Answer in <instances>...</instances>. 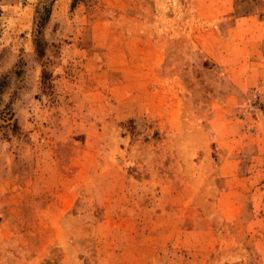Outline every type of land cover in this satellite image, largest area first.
<instances>
[{"label": "rangeland", "instance_id": "374dc122", "mask_svg": "<svg viewBox=\"0 0 264 264\" xmlns=\"http://www.w3.org/2000/svg\"><path fill=\"white\" fill-rule=\"evenodd\" d=\"M0 81V264H264V0H0Z\"/></svg>", "mask_w": 264, "mask_h": 264}, {"label": "trees", "instance_id": "16d2710c", "mask_svg": "<svg viewBox=\"0 0 264 264\" xmlns=\"http://www.w3.org/2000/svg\"><path fill=\"white\" fill-rule=\"evenodd\" d=\"M39 23L41 24V22H39ZM40 24H38L37 26H39ZM35 40H36V42H35L36 46L39 48L41 45V40L39 38H36ZM2 85H3V82L0 81V89L2 88Z\"/></svg>", "mask_w": 264, "mask_h": 264}]
</instances>
